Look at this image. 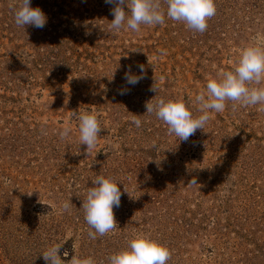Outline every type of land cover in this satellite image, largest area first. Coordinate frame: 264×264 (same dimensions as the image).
I'll list each match as a JSON object with an SVG mask.
<instances>
[{
    "label": "rangeland",
    "instance_id": "1",
    "mask_svg": "<svg viewBox=\"0 0 264 264\" xmlns=\"http://www.w3.org/2000/svg\"><path fill=\"white\" fill-rule=\"evenodd\" d=\"M214 2L204 33L167 17L116 33L105 0H31L43 28L18 27V0H0V264H46L42 253L57 243L65 261L108 264L133 234L166 246L168 264H264L261 105L233 110L229 101L187 141L146 113L157 94L198 116L206 81L232 70L242 48L264 47V0ZM129 66L144 76L135 85L124 79ZM85 111L103 128L88 155L75 116ZM97 175L122 195L116 229L91 239L81 205Z\"/></svg>",
    "mask_w": 264,
    "mask_h": 264
},
{
    "label": "clouds",
    "instance_id": "2",
    "mask_svg": "<svg viewBox=\"0 0 264 264\" xmlns=\"http://www.w3.org/2000/svg\"><path fill=\"white\" fill-rule=\"evenodd\" d=\"M114 5L111 9L112 19L108 25L110 32L131 30L139 32L141 25H163L165 17L176 22L183 23L187 29L198 33H204L208 27V20L216 14L214 0H105ZM166 4V11L162 8ZM127 9V10H126ZM14 21L18 27L25 28L31 25L43 28L47 17L39 7H32L31 0H18L14 5ZM161 54H166L161 50ZM140 72H144V66L139 65ZM144 76L133 75L131 66L125 71L124 79L128 84L135 85ZM152 91L158 92L153 85ZM120 94H125L121 91ZM232 102L233 110L236 107L261 105L259 110L264 111V47L248 45L241 49L239 59L232 70H224L215 78L206 81L205 89L194 98L200 113L194 116L186 104L179 99H166L157 97L146 102V113L152 115L167 125L169 134L174 135L179 141H187L195 135L197 130H204L212 113H221L226 109L227 102ZM79 131L80 145H86L87 155L96 147L103 129L93 113H75ZM132 123L136 127L141 126V120L133 115ZM71 128L65 126L58 130V136L65 140L71 135ZM46 134V133H45ZM93 187H89L86 198L81 208L84 210V218L90 226L88 235L96 239L97 235L104 236L117 227L114 216V207L120 206L121 190L117 182L104 175H97L92 179ZM189 184H197L193 178ZM31 195V194H29ZM71 201L61 203L62 211H69ZM94 230V231H93ZM63 245L57 243L50 245L42 257L46 264H96L91 257L72 255L65 261L61 258L60 250ZM64 257L69 254L63 253ZM171 258L170 250L160 242L141 234H133L127 242V247L107 257L108 264H168Z\"/></svg>",
    "mask_w": 264,
    "mask_h": 264
}]
</instances>
